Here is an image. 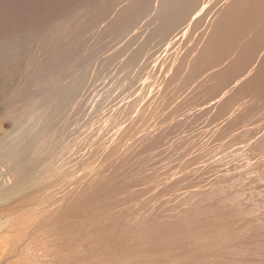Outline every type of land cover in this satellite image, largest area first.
Listing matches in <instances>:
<instances>
[{
    "label": "rangeland",
    "instance_id": "rangeland-1",
    "mask_svg": "<svg viewBox=\"0 0 264 264\" xmlns=\"http://www.w3.org/2000/svg\"><path fill=\"white\" fill-rule=\"evenodd\" d=\"M27 120L42 127L14 130ZM0 125V140L34 134L15 157L0 145V218L33 173L94 205L67 223L42 211L6 258L0 238L4 261L264 264V0H0Z\"/></svg>",
    "mask_w": 264,
    "mask_h": 264
},
{
    "label": "bare ground",
    "instance_id": "bare-ground-1",
    "mask_svg": "<svg viewBox=\"0 0 264 264\" xmlns=\"http://www.w3.org/2000/svg\"><path fill=\"white\" fill-rule=\"evenodd\" d=\"M176 67V66H175ZM177 69V68H176ZM163 82V81H162ZM158 86H159V84H158ZM163 86V85H162ZM161 86V87H162ZM154 88V87H153ZM155 89H156V87H155ZM155 91V90H154ZM153 93V92H152ZM148 95V94H147ZM149 98V97H148ZM158 102V101H157ZM163 102V101H162ZM161 103V102H160ZM151 104V103H150ZM162 105V104H161ZM167 105V104H166ZM63 106H64V104H63ZM63 106H61L62 108L61 109H63V108H65V107H63ZM143 106V105H142ZM147 107H148V105H147ZM43 108V107H42ZM146 108V107H145ZM166 108V107H165ZM46 109H48V108H43V110L45 111ZM60 109V108H59ZM141 109V108H140ZM143 109V108H142ZM141 109V111H143ZM146 110V109H145ZM36 111V110H35ZM141 111H139V114H140V112ZM148 111V110H147ZM147 111H143V112H147ZM37 113H38V115H39V112L38 111H36ZM35 112V113H36ZM143 112H141V113H143ZM153 112V111H152ZM31 113V112H30ZM36 113V114H37ZM43 113V112H42ZM41 113V111H40V114H42ZM45 113V112H44ZM47 113V112H46ZM173 113V112H172ZM176 113V112H175ZM32 115H34V116H31L30 117V121H32L31 119H33V118H35L36 116H35V114H34V112H32L31 113ZM138 114V113H137ZM154 114V113H153ZM159 114V113H158ZM169 114V113H168ZM37 115V116H38ZM42 115H44V114H42ZM41 115V116H42ZM144 115V114H143ZM160 115V114H159ZM40 116V115H39ZM38 116V117H39ZM41 116L39 117V118H41ZM138 118H139V116L138 115H136ZM141 116H142V114H141ZM151 116H153V115H151ZM33 117V118H32ZM38 117H37V119H38ZM135 117V116H134ZM148 117V116H147ZM146 117V118H147ZM157 117V116H156ZM29 118V117H28ZM136 118V117H135ZM141 118V117H140ZM144 118V117H143ZM149 118V117H148ZM160 118V117H159ZM151 119V118H150ZM149 119V122L150 121H152V120H150ZM155 119V118H154ZM41 120H42V118H41ZM40 120V121H41ZM138 120V119H137ZM156 120V119H155ZM24 120L22 119V121L21 122H23ZM29 120H27V122H28ZM29 121V123L28 124H26V126L23 124V126L22 125H19L18 126V124H17V127H19V128H17L15 125H13V127H14V130H15V128L16 129H18V130H21V129H24V128H26V129H28V127L31 125V123L32 122H30ZM35 122H37L36 120H34ZM33 121V122H34ZM39 121V122H40ZM48 121V120H47ZM46 121V122H47ZM117 121V120H116ZM136 121V120H135ZM139 121V120H138ZM141 121V120H140ZM160 121V120H159ZM20 122V121H19ZM19 122H17V123H19ZM26 122V119H25V121H24V123ZM34 122V123H35ZM50 122V120L48 121V123ZM52 122V121H51ZM111 122V121H110ZM154 122V121H153ZM152 122V123H153ZM161 122V121H160ZM34 123H32V125H34ZM44 123V122H43ZM47 123V124H48ZM120 123V122H119ZM141 123V122H140ZM146 123H148V122H146ZM2 124V123H1ZM21 124V123H20ZM37 125H38V123H36ZM40 124V123H39ZM41 124H42V121H41ZM116 124V123H115ZM128 124V123H127ZM143 124H144V122H143ZM151 124V123H150ZM154 124V123H153ZM152 124V125H153ZM36 125V129H38L39 127H42V126H37ZM49 125V124H48ZM139 125V124H138ZM1 126V125H0ZM25 126V127H24ZM45 126V125H44ZM119 126H121L120 124H119ZM118 126V127H119ZM126 126V125H125ZM131 126V125H130ZM141 126V125H140ZM159 126H160V124H159ZM2 127H3V125H2ZM38 127V128H37ZM48 127V126H47ZM47 127L45 126V130L47 129ZM51 126H49V128H50ZM123 127L124 126H122V130H123ZM1 128V127H0ZM29 128H31V130L32 131H34V129L35 128H33V126L32 127H29ZM53 128V127H52ZM131 128V127H130ZM132 128H133V126H132ZM132 128H131V133H132ZM135 128V127H134ZM138 128H140V127H138ZM152 128V127H151ZM154 128H155V126H154ZM13 129V128H12ZM44 129V128H43ZM141 129V128H140ZM146 129V128H145ZM1 130V129H0ZM3 130V129H2ZM15 131L16 132V135H17V137L16 138H14V136H12L11 134V138H9L10 137V135H8L7 134V137H6V135L0 140V145H1V148L3 147V148H5V150L7 151V150H11V146H13V144L14 143H16V140L18 139V137H21V139L22 138H27V137H25V136H23L22 134L25 132V133H27V136H28V138L26 139L27 141H28V139H29V136H30V134H28V132L25 130L24 132L22 131V133H21V135L20 136H18V134H19V131ZM30 130V131H31ZM116 130V129H115ZM138 130V129H137ZM137 130L135 131V134L137 135V133L138 132H140V131H138L137 132ZM11 131V133L13 132V130H10ZM32 131L31 132H29V133H32ZM39 131H41L40 129H39ZM47 131H50L49 129L47 130ZM126 131V130H125ZM128 131L129 130H127V132H124V134L125 133H128ZM134 131V130H133ZM148 131V130H147ZM1 132V131H0ZM8 132V131H7ZM15 132H13L14 133V135H15ZM17 132H18V134H17ZM35 132H37V131H35ZM137 132V133H136ZM149 132V131H148ZM151 132V131H150ZM5 133V132H4ZM10 133V132H9ZM34 133V132H33ZM41 133H43V134H45L44 132H41ZM122 133V132H121ZM43 134H41V136L43 135ZM46 134H47V132H46ZM108 133H106V135H107ZM128 134H130V131H129V133ZM135 134H130V135H132L131 136V138H133L134 136H135ZM152 134H153V132H152ZM152 134H148V137H149V135L151 136ZM25 135V134H24ZM32 136H34V134H31ZM38 135V134H37ZM110 135V134H109ZM115 135V134H114ZM120 135H122V134H120ZM127 135V134H126ZM143 135V134H142ZM146 135V134H145ZM32 136H30V141H32V139L31 138H33ZM36 136V135H35ZM48 136V135H47ZM37 138L35 139V140H33V141H36V140H39L38 138V136H36ZM88 137V136H87ZM86 137V138H87ZM111 137V136H110ZM146 137V136H145ZM154 137V136H153ZM35 138V137H34ZM121 138V137H120ZM135 138V137H134ZM137 138V137H136ZM147 138V137H146ZM21 139H18L17 141H19V140H21ZM117 139V138H116ZM123 139V138H122ZM138 139V138H137ZM139 139H140V137H139ZM25 140V139H24ZM24 140H22V143H23V141ZM26 140L24 141V143H26ZM108 140V139H107ZM118 140V139H117ZM120 140V139H119ZM145 140V139H144ZM109 141V140H108ZM125 141H126V139H125ZM123 142H124V139H123ZM127 142V141H126ZM129 142V141H128ZM128 142H127V144H128ZM22 143H20L21 144V146H22V148L19 150V149H17V154H16V161L18 162V163H23L22 164V166H21V169L20 170H27V168L25 167V166H27L28 167V165H29V162H31L30 160H33L34 161V157H33V159L31 158V159H29L32 155H31V150H28L27 149V146H28V142L26 143L27 144V146L26 147H24L26 144H22ZM33 143V142H32ZM32 143H30L31 144V147L33 146L32 145ZM81 143V142H80ZM103 143H106V142H103ZM102 143V144H103ZM114 143V142H113ZM116 143V142H115ZM125 143V142H124ZM18 144V143H17ZM20 144H18L19 145V147H21L20 146ZM34 144V143H33ZM112 144V143H111ZM135 144V143H134ZM14 145H16V144H14ZM75 145V144H74ZM83 145V144H82ZM122 145V144H121ZM129 146H133V144L131 143H129L128 144ZM142 145V144H141ZM17 146V145H16ZM37 146V145H36ZM49 146V145H48ZM73 146V145H72ZM80 146V145H79ZM109 146H111V145H109ZM108 146V147H109ZM124 146H125V144H124ZM11 147V148H10ZM14 147V146H13ZM30 147V148H31ZM41 147V146H40ZM67 147V146H66ZM107 147V148H108ZM113 147V146H112ZM123 147V146H122ZM142 147V146H141ZM145 147V146H144ZM15 148V147H14ZM76 148V147H75ZM134 148H136L135 146L133 147V150H135ZM98 149V148H97ZM104 149V148H103ZM131 148H128V150H130ZM19 150V151H18ZM127 150V151H128ZM132 150V149H131ZM131 150H130V152L128 151V154L130 155V153H131ZM132 150V151H133ZM140 149H138L137 151H139ZM13 151V149L11 150V151H8V152H10V153H12V155L11 156H14L15 157V155H14V151ZM16 151V150H15ZM33 151V150H32ZM46 151V150H45ZM56 151V150H55ZM103 151V150H102ZM111 151H112V149H111ZM114 151V150H113ZM112 151V152H113ZM125 151V150H124ZM124 151H123V154H124ZM8 152H6L7 153V155H6V157L8 158L9 156H8ZM99 152V151H98ZM108 152H109V150H108ZM116 151H114V153H115ZM121 152V151H120ZM120 152H118L119 154H120ZM2 153H4V152H2ZM66 153V152H65ZM69 153H71V152H69ZM90 153V152H89ZM94 153V152H93ZM92 153V154H93ZM125 153H127L126 151H125ZM133 153V152H132ZM66 154H68V153H66ZM112 155H113V153H111ZM116 154V153H115ZM122 154V156H125V154L123 155ZM134 154V153H133ZM31 155V156H30ZM38 156H39V154H37ZM51 155V154H50ZM71 155V154H70ZM87 155V154H86ZM86 155H85V157H86ZM112 155H109L108 153H107V157H109V156H112ZM121 155V154H120ZM129 155H127V156H129ZM135 155H136V153H135ZM41 156V155H40ZM88 156V155H87ZM105 156V155H104ZM115 155H113V157H114ZM121 156V157H122ZM5 157V158H6ZM51 157V156H50ZM54 157H56V156H54ZM97 157V156H96ZM99 157H100V153H99ZM106 157V156H105ZM118 157H119V155H118ZM138 157V156H137ZM58 158V157H57ZM92 158H93V156H92ZM95 158V157H94ZM117 158V157H116ZM116 158H114V159H116ZM125 158H126V156H125ZM133 158V157H132ZM131 158V159H132ZM8 159H10V157L8 158ZM15 159L14 158H12V161L14 160L15 161ZM27 159H29V160H27ZM39 159V158H38ZM41 159V158H40ZM90 159V158H89ZM96 159V158H95ZM106 160L108 159V158H105ZM104 159V160H105ZM109 159H110V157H109ZM112 160L111 161V164H112V162L113 161H115V160ZM118 159V158H117ZM117 159H116V161H117ZM120 159V158H119ZM119 159H118V161H119ZM130 159V158H129ZM11 160V159H10ZM9 160V161H10ZM58 160V159H57ZM87 160V159H86ZM121 160H124V159H122L121 158ZM188 160V159H187ZM187 160H185V161H187ZM191 160V159H190ZM8 161V162H9ZM12 161H10V162H12ZM32 161V162H33ZM35 161H37L36 159H35ZM59 161V160H58ZM76 161V160H75ZM74 161V162H75ZM90 161V160H89ZM93 161H95V160H93ZM97 161V160H96ZM108 161V160H107ZM115 161V162H116ZM117 161V162H118ZM16 162V163H17ZM28 162V163H27ZM48 162V161H47ZM55 162V161H54ZM86 162V161H85ZM98 162H99V159H98ZM105 162V161H104ZM184 162V161H183ZM25 163V164H24ZM49 163V162H48ZM72 163V162H71ZM95 163V162H94ZM97 163V162H96ZM100 163V162H99ZM114 163V162H113ZM120 163V162H119ZM192 163V162H191ZM27 164V165H26ZM30 164H32V163H30ZM34 164H36L35 162H34ZM34 164H32V165H34ZM39 164V163H38ZM37 164V165H38ZM54 164V163H53ZM102 164V163H101ZM105 164H106V162H105ZM104 164V167L102 166V167H100V168H103V169H105V170H107V168H110V167H112V166H108V167H106V165ZM137 164V163H136ZM193 164V163H192ZM23 165H25V166H23ZM52 165V164H51ZM80 165V164H79ZM103 165V164H102ZM109 165V164H108ZM190 165V164H189ZM30 166V165H29ZM55 166V165H54ZM72 167H73V165H71ZM76 166V165H75ZM80 166H82V164L80 165ZM79 166V167H80ZM89 166V165H88ZM91 166H93V165H91ZM184 166H186V165H184ZM31 167V166H30ZM29 167V168H30ZM33 167H35V166H33ZM38 167V166H37ZM52 167V166H51ZM87 167V166H86ZM90 167V166H89ZM117 167V166H116ZM17 168V167H16ZM32 168V167H31ZM31 168H30V170H31ZM82 168H83V166H82ZM93 168H96V166L95 167H93ZM100 168L99 169H97V171L98 170H100ZM121 168V167H120ZM119 168V169H120ZM186 168V167H185ZM35 169V168H34ZM38 169V168H37ZM90 169V168H89ZM103 169H101L103 172H105V174L108 172L109 173V170H107V171H104ZM118 169V168H117ZM175 169V168H174ZM173 169V170H174ZM183 169V168H182ZM42 170V169H41ZM55 170V169H54ZM67 170H69V168L67 169ZM75 170V169H74ZM72 171V173H74L75 171ZM91 170V169H90ZM93 170H95V169H93ZM111 170H113V169H111L110 168V171ZM180 170V169H179ZM185 170V169H184ZM17 171V170H16ZM29 171V170H28ZM32 171H33V169H32ZM97 171L95 170L94 172V174H93V176L95 177V174L97 173ZM118 171V170H117ZM122 171V170H121ZM181 171V170H180ZM183 171V170H182ZM20 172V171H19ZM25 172V171H24ZM23 172V173H24ZM30 172V171H29ZM43 172V171H42ZM45 173H47L46 171H44ZM65 172V171H64ZM82 172H85L84 170H82ZM88 171H86V173H87ZM131 172H133V171H131ZM22 173V172H21ZM26 173V172H25ZM36 173V172H35ZM38 173H40V172H38ZM37 173V174H38ZM70 172H68V174H69ZM78 173H80V171L78 172ZM107 173V174H108ZM178 173V172H177ZM176 173V174H177ZM30 174V173H29ZM41 174V173H40ZM40 174H38V175H36L35 176V174L33 173L32 175H34V176H32L33 177V179H31V178H29V176L31 175H28V177L26 178V177H24V176H22L21 174V176L23 177V178H25L24 180H26V179H28L29 178V180H26V184H25V181L23 182V186L24 185H27V182H28V185L26 186V187H29L30 189H34V191H30V189L29 188H27V189H29V192H27L28 193V196L27 197H25L23 200H21L22 198H20L19 200H21L20 202H17V200H16V198H18L21 194H19V195H17L18 193H22V192H24L25 190H26V188L23 190L22 189V187H21V183H22V181H21V176L19 177L20 179V185H19V187L21 188L20 190H16V189H19V188H16V185H14L13 184V186H10L9 188H8V190H6L5 192H4V198H10V197H12V196H16V198H15V200H16V202L14 201V204L15 205H13V206H8L9 208L8 209H6V211H4V213H5V215L3 214L2 215V217L0 218V238H2V241H3V243H2V245L4 246V248L2 249L3 251H2V253L4 254V257H5V252H6V257H7V252H8V254H9V252L10 251H12V249L15 247V245H17L16 244V242H18L19 240H21L20 238H22L24 235V233L25 234H27V233H29V232H31L32 231V229H33V227H32V225H35V224H31V222H33V221H35L34 220V218H36V217H38V215H39V217H40V214L42 213L43 215H44V213L42 212V211H44V210H46L45 211V215H47L46 213L48 212L47 211V209H49L50 211H51V215H53V213L52 212H56V217H55V219L57 218V220L59 221V220H63L64 218L66 219V217H64V216H66L65 215V213L68 215V217L69 218H71L70 220H72L73 218H72V216H74V215H78V213L79 212H86V211H88V210H91V208H89L91 205H92V203H91V205H89V204H86V205H84L81 201V203H76V201H74L73 200V195H74V190L72 189V187H71V189H70V187H66L67 189L66 190H64V186H63V190L62 189H60V187L58 186L59 184L61 185V183H59V184H57V186H55L54 184L56 183V181H55V183H53L52 182V179H51V181L50 182H52V183H44V181H43V179H45V177H44V175H40ZM50 174V173H49ZM62 174V173H61ZM66 174V173H65ZM77 174V173H76ZM75 174V175H76ZM81 174V173H80ZM84 174V173H83ZM92 174V173H91ZM113 174V173H112ZM111 174V175H112ZM123 174V173H122ZM171 174V173H170ZM15 175V174H14ZM25 176H27L26 174H24ZM48 175V174H47ZM62 175H64V174H62ZM67 175V174H66ZM89 175H90V173H89ZM97 175L98 174H96V177H97ZM109 175V174H108ZM110 175V176H111ZM114 175V174H113ZM16 176V175H15ZM39 176V177H38ZM52 176V175H51ZM61 176V175H60ZM65 176V175H64ZM64 176H62L64 179H67V176L66 177H64ZM69 176H71V175H69ZM72 176H74V174L72 175ZM72 176H71V178L67 181V180H65V182H67V183H69L70 181H71V179H72ZM77 176H78V174H77ZM83 176V175H82ZM92 176V177H93ZM107 176V175H106ZM109 176V177H110ZM120 176V175H119ZM124 176V175H123ZM154 176V175H153ZM168 176V175H167ZM166 176V177H167ZM52 177H54V176H52ZM51 177V178H52ZM59 176H55V179H57ZM75 177V176H74ZM73 177V178H74ZM87 177V176H86ZM95 177V180L97 179V178H99V176L96 178ZM100 177H102L101 175H100ZM103 177H104V175H103ZM112 177V176H111ZM173 177V176H172ZM171 177V178H172ZM8 178V177H7ZM10 178V177H9ZM69 178V177H68ZM76 178V177H75ZM74 178V179H75ZM30 179H31V181H30ZM62 178H60V180H61ZM73 179V180H74ZM77 179L79 180V178L77 177ZM107 179V178H106ZM48 180H49V178H48ZM60 180H59V182H60ZM86 180H89V179H86ZM94 180V179H93ZM103 180V179H102ZM146 180V179H145ZM76 181V180H75ZM108 181V180H107ZM167 181V180H166ZM64 182V183H65ZM100 182V181H99ZM154 182V181H153ZM67 183H65V184H67ZM71 183V182H70ZM5 184V183H4ZM42 184V185H41ZM72 184H74V183H72ZM75 184H77V183H75ZM79 184V183H78ZM104 184V183H103ZM117 184V183H116ZM38 185H40V188L41 187H43V189L41 190V191H39V187H37L38 188V190L36 191V189L35 188H33V187H36V186H38ZM106 185V184H105ZM150 185H152V184H150ZM155 185V184H154ZM8 186V185H7ZM66 186H69V184H67ZM75 186V185H74ZM114 186V185H113ZM115 187V186H114ZM120 187V186H119ZM143 187V186H142ZM3 188V187H2ZM16 188V189H15ZM148 187H146V189H147ZM149 188H151V187H149ZM7 189V188H6ZM110 190V189H109ZM142 190V189H141ZM78 191V190H77ZM109 192V191H108ZM115 192V191H114ZM131 192V191H130ZM137 192H139V191H137ZM142 192V191H141ZM158 192V191H157ZM60 193H62V194H60ZM106 193V192H105ZM134 193V192H133ZM140 193V192H139ZM30 194V195H29ZM94 194V193H93ZM92 194V195H93ZM109 194V193H108ZM156 194V193H155ZM91 195V196H92ZM95 195V194H94ZM154 195V194H153ZM163 195V194H162ZM24 196V195H23ZM79 196H80V194H79ZM108 196V195H107ZM135 196V195H134ZM20 197H22V196H20ZM88 197V196H87ZM117 197V196H116ZM126 197V196H125ZM128 197V196H127ZM153 197V196H152ZM160 197V196H159ZM163 197H164V195H163ZM76 198V197H75ZM135 198V197H134ZM158 198V197H157ZM77 199V198H76ZM90 199V198H89ZM94 199H96L97 200V198H95L94 197ZM104 199V198H103ZM116 199V198H115ZM147 199V198H146ZM152 199V198H151ZM150 199V200H151ZM1 200V199H0ZM87 200V199H86ZM90 200H92V199H90ZM101 200V199H100ZM126 200V199H125ZM131 200V199H130ZM129 200V201H130ZM133 200V199H132ZM156 200V199H155ZM99 201V200H98ZM122 201V200H121ZM120 201V202H121ZM4 202V201H3ZM91 202V201H90ZM93 202V201H92ZM102 202V201H101ZM133 202H135V201H133ZM132 203V202H131ZM153 203V202H152ZM119 204V203H118ZM8 205V204H7ZM136 205H137V203H136ZM92 206H94V205H92ZM97 206V205H96ZM101 206V205H100ZM104 206V205H103ZM111 206V205H110ZM116 206H117V204H116ZM147 206V205H146ZM2 207V206H1ZM6 207V206H5ZM107 207V206H106ZM7 208V207H6ZM53 208H54V210H53ZM96 209H97V207H95ZM94 208V209H95ZM120 208V207H119ZM141 208H143V207H141ZM93 209V208H92ZM95 209V210H96ZM109 209V208H108ZM2 210V209H1ZM53 210V211H52ZM112 210V209H111ZM38 211H40L39 213H38ZM130 211H131V209H130ZM54 212V213H55ZM106 212V211H105ZM109 212H111L110 211V209H109ZM1 213H2V211H1ZM48 214H49V212H48ZM83 214H88V213H83ZM117 214V213H116ZM127 214V213H126ZM131 214H132V212H131ZM50 215V216H51ZM76 215V216H77ZM134 215V214H133ZM42 216V215H41ZM48 216V215H47ZM49 216V217H50ZM76 216H74V218H76ZM83 216V215H82ZM100 216V215H99ZM106 216V215H105ZM125 216V215H124ZM123 216V217H124ZM128 216V215H127ZM126 216V217H127ZM89 217V216H88ZM126 217H124V219L126 218ZM134 217V216H133ZM43 218H44V216H43ZM46 218V217H45ZM52 218V217H51ZM51 218H50V221H51ZM69 218H68V220H69ZM96 218V217H95ZM118 218H119V216H118ZM36 219H38V218H36ZM41 219V218H40ZM64 219V220H65ZM78 219V218H77ZM121 219V218H120ZM46 220V219H45ZM54 221V220H53ZM66 221V220H65ZM65 221H64V223H65ZM37 222V221H36ZM39 222V221H38ZM52 222V221H51ZM72 222V221H71ZM70 222V223H71ZM35 223V222H34ZM42 223H43V221H42ZM49 223V222H48ZM55 223V222H54ZM60 223V222H59ZM58 223V224H59ZM66 223H67V221H66ZM69 223V222H68ZM31 224V225H30ZM57 224V225H58ZM38 225V224H37ZM39 226V225H38ZM60 226V225H59ZM30 227H32V228H30ZM31 229V231L29 230V232H28V229ZM44 228V227H43ZM27 232V233H26ZM57 232V231H56ZM67 233V232H66ZM23 235V236H22ZM50 235H52V234H50ZM25 239V238H24ZM52 240V239H51ZM64 241V240H63ZM28 242V241H27ZM65 242V241H64ZM71 242V241H70ZM1 243H0V245H1ZM19 243V242H18ZM21 243V242H20ZM62 244V243H61ZM65 244V243H64ZM1 245V246H2ZM46 246V245H45ZM19 247V246H18ZM35 248V247H34ZM41 248V247H40ZM47 248H48V250H47V252H46V254L47 253H49L50 251H49V246H47ZM54 248V247H53ZM60 248V247H59ZM1 249V248H0ZM63 249V248H62ZM61 249V250H62ZM66 250H69V249H67V248H65ZM189 249H192V248H189ZM34 250V249H33ZM45 250L46 249H44V253H45ZM60 250V251H61ZM94 250V249H93ZM164 250V249H163ZM195 250V249H194ZM14 251V250H13ZM42 251V250H41ZM130 251V250H129ZM134 251V250H133ZM189 251V250H188ZM192 251V250H191ZM203 251V250H202ZM1 252V251H0ZM19 252V251H18ZM138 252V251H137ZM136 252V253H137ZM172 252V251H171ZM175 252V251H174ZM180 252V251H179ZM187 252V251H186ZM185 252V253H186ZM204 252H206V251H204ZM51 253V252H50ZM105 253V252H104ZM136 253H134V254H131V255H135ZM181 253V252H180ZM179 253V254H180ZM1 254V253H0ZM11 254V253H10ZM9 254V255H10ZM46 254H44L45 256H46ZM62 254V253H61ZM116 254V253H115ZM119 254V253H118ZM121 254V253H120ZM159 254V253H158ZM170 254V253H169ZM193 254V253H192ZM210 254V253H209ZM12 255H14V254H12ZM43 255V256H44ZM48 255V254H47ZM50 255V254H49ZM129 256L130 258L132 257V256ZM142 255V254H141ZM172 255V254H171ZM187 255H189V256H191L189 253L187 254ZM186 254H185V256H186V258H185V256H183V255H181V256H183V258L181 259V261H184L185 259L186 260H188L189 258H191V257H189V256H187ZM194 255V254H193ZM192 255V256H193ZM200 254H198V256H199ZM208 255V254H207ZM214 255V254H213ZM3 256V255H2ZM25 256H26V254H25ZM60 256V255H59ZM58 256V257H59ZM137 256H139V255H136V257ZM157 256V255H156ZM159 256V255H158ZM168 256H170V255H168ZM180 256V255H179ZM178 255H176L171 261L173 262V260L175 261L176 259H178V257H179ZM195 257H193V259H195L196 260V257H197V255H194ZM202 256H203V254H202ZM5 257V258H6ZM46 257H48V256H46ZM56 257V256H55ZM55 257H53V260H55L54 258ZM58 257L56 258V259H58ZM110 257V256H109ZM123 257H124V255H123ZM140 257V256H139ZM160 257V256H159ZM161 257H163V255L161 256ZM189 257V258H188ZM209 257V256H208ZM2 258V257H1ZM0 258V259H1ZM49 258H50V256L48 257V260H49ZM100 258V257H99ZM105 258V257H104ZM117 258V257H116ZM126 258H127V255H126ZM125 258V259H126ZM135 258V256L134 257H132V259L133 260H128V262L131 264H133V262H134V260L136 261V259H134ZM141 258V257H140ZM143 258V257H142ZM141 258V259H142ZM145 258V257H144ZM143 258V259H144ZM15 257L14 256H10V257H8L7 259H5V261L3 260V259H1L0 260V264H12L15 260ZM47 259V258H46ZM65 259V258H64ZM106 259V258H105ZM124 259V260H125ZM140 259V260H141ZM152 259V258H151ZM169 259V258H168ZM199 259V258H198ZM197 259V260H198ZM200 259L201 260H203L201 257H200ZM206 258H204V260H205ZM51 260V259H50ZM63 260V259H62ZM104 260V259H103ZM108 260V259H107ZM123 259H122V261H124ZM139 262H140V260L139 259H137ZM145 261H144V263L147 261V259H144ZM148 260H150V258L148 259ZM153 260V259H152ZM152 260L151 261H148V262H150V264H151V262H152ZM164 260H165V258H164ZM167 260V259H166ZM179 260V259H178ZM194 260V261H195ZM200 260V261H201ZM209 260V259H208ZM207 260V261H208ZM21 261V260H20ZM27 261V260H26ZM52 261V260H51ZM58 261H60V260H58ZM90 261V260H89ZM109 261V260H108ZM113 261V260H112ZM121 261V262H122ZM125 261H127V260H125ZM125 261L124 262H122L123 264L125 263ZM132 261V262H131ZM138 261H136V262H138ZM160 261V260H159ZM168 261V260H167ZM191 260H189L188 262H190ZM210 261H211V259H210ZM19 262V261H18ZM17 262V263H18ZM45 262V261H44ZM65 262V261H64ZM128 262H126L125 264H127ZM136 262H134L135 264H136ZM141 262H143V260H141ZM147 262V264H149ZM164 262V261H163ZM176 262H178V261H176ZM15 263V262H14ZM13 263V264H14ZM34 263V262H33ZM43 263V262H42ZM41 263V264H42ZM46 263V262H45ZM44 263V264H45ZM59 263V262H58ZM93 263V262H92ZM109 263V262H108ZM111 264H113V263H116V262H110ZM128 263V264H129ZM153 263V262H152ZM156 263H158V262H156ZM164 263H166V262H164ZM175 263V262H174ZM180 263H182V262H180ZM179 263V264H180ZM184 263V262H183ZM187 263V262H186ZM32 264V263H31ZM46 264H49V263H46ZM54 264H56V263H54ZM140 264H142V263H140ZM155 264V263H154ZM162 264V263H161ZM169 264H170V262H169ZM194 264V263H193Z\"/></svg>",
    "mask_w": 264,
    "mask_h": 264
}]
</instances>
